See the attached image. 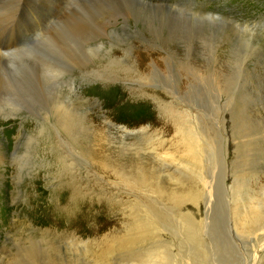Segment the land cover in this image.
I'll use <instances>...</instances> for the list:
<instances>
[{"label": "rangeland", "instance_id": "374dc122", "mask_svg": "<svg viewBox=\"0 0 264 264\" xmlns=\"http://www.w3.org/2000/svg\"><path fill=\"white\" fill-rule=\"evenodd\" d=\"M25 1L0 0V264L110 236L107 264H264V0ZM182 135L198 165L147 151ZM101 138L151 186L98 166Z\"/></svg>", "mask_w": 264, "mask_h": 264}, {"label": "bare ground", "instance_id": "6f19581e", "mask_svg": "<svg viewBox=\"0 0 264 264\" xmlns=\"http://www.w3.org/2000/svg\"><path fill=\"white\" fill-rule=\"evenodd\" d=\"M3 1H6V0H3ZM14 1H16V0H14ZM28 1L33 2L34 0H26L25 2L27 3ZM60 3H58V2L55 3V2L50 0L49 4L54 6L55 8L49 9L47 12H51L53 10L58 9L60 7ZM35 18H38V17H35ZM0 29H1V27H0ZM7 38H8L7 35L0 34V49H1L0 53L9 54V51L7 52L6 50H9L12 47V45H11L12 43H10L9 41H8L9 42L8 43L5 40ZM11 42H13V41H11ZM14 51H16V50H14ZM101 139L97 140L98 144L92 145V148L91 149L89 148L87 150L88 155L91 156L95 162H97L98 166H100L104 171L114 170L115 172H119L120 179L122 181H124L133 190H135L138 187V185H142V186L150 185L151 186V183L149 180L143 181V179L146 175L149 174L150 170H152L151 165L154 166V163H152L153 161H151L150 163L147 162L148 164L152 163L151 165L144 164V162H143L144 158L142 160L139 157V153L136 152V153H134V159L130 161L131 164L129 165V167L125 168L126 165H122L119 162H115V161L111 160L110 157L102 151V147H103L104 142H103V138H101ZM147 151L149 152V154L152 157L163 156L169 162H172L176 165H182V166L188 167L189 165H198V163H199V158L197 155V149L193 148L191 146V144L189 143V139L184 135L173 139L167 146L161 142L152 143V144L148 145ZM101 154L103 156H101ZM154 167H156V166H154ZM175 181H177L174 184L176 189H168L166 187L160 188L162 195L165 198L177 200L182 196L188 195L189 192L191 191L190 187L180 183L181 180H175ZM252 217H254V219L253 218H250V219L255 221L256 216L252 215ZM247 220H248V218L243 219V222H242L243 225H244V222ZM246 227H248V225ZM246 227H244V228L247 230L250 229V227H248V228H246ZM127 244H128V242H125L123 240H118V239H115V238L110 236L101 242V244L99 245L100 248H98V251L96 252L97 254H95V253L93 255L89 254L90 255V257L88 258L89 260H87L86 262H87V264H107L106 260H105V256H106L107 252L112 251L113 249L115 250L118 248H122Z\"/></svg>", "mask_w": 264, "mask_h": 264}]
</instances>
